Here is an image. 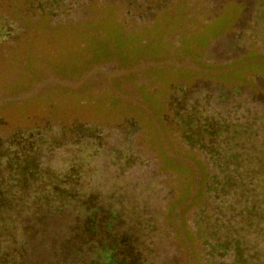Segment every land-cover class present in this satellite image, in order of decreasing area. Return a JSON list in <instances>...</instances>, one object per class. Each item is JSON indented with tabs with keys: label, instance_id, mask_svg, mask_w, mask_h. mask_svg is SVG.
Segmentation results:
<instances>
[{
	"label": "rangeland",
	"instance_id": "374dc122",
	"mask_svg": "<svg viewBox=\"0 0 264 264\" xmlns=\"http://www.w3.org/2000/svg\"><path fill=\"white\" fill-rule=\"evenodd\" d=\"M145 5L97 0L50 17L34 0H0V137L35 126L45 141L20 160L35 170L23 189L17 180L21 205L3 222L9 248L29 247L25 264H53L52 251L85 215L73 198L88 197L123 219L124 233L140 230L144 242L150 232L146 264H264V0H152L148 28L119 36L123 20L142 26ZM146 53L153 57H140ZM177 113L226 121L240 144L213 146L254 159L236 190L242 213H233L219 254L209 248L219 238L208 240L205 230L219 214L220 193L206 183L217 162L187 142ZM77 125L104 143L64 138ZM69 166L78 170L67 185L73 197L36 203Z\"/></svg>",
	"mask_w": 264,
	"mask_h": 264
},
{
	"label": "trees",
	"instance_id": "16d2710c",
	"mask_svg": "<svg viewBox=\"0 0 264 264\" xmlns=\"http://www.w3.org/2000/svg\"><path fill=\"white\" fill-rule=\"evenodd\" d=\"M86 1L87 0H34L36 4L35 8L42 13V15L50 17L67 16L68 10L75 6V8H77V6L86 9L94 8L97 2V0H89L88 3H86ZM141 3L147 4L143 10L145 16L141 20H145L142 22V26L140 28H135L133 23H130L129 26L125 27L124 25L126 24L123 20L121 24L115 26L117 31L120 30V34H123L119 36L129 37L140 30L147 29L150 22L146 19H153L157 15V12L149 7L152 0H141ZM121 6L122 3L118 5L119 8H122ZM126 6L128 9L133 7L134 10L131 12L138 17L139 11L134 5L127 4ZM157 10L160 11L162 9ZM131 12H128L130 16ZM135 46H137V44ZM117 53H119V50L115 51L114 55L116 56ZM149 54L150 53H146L140 57H153L148 56ZM128 58H131V56ZM177 117L180 127L186 131L183 137L187 142L201 147L204 149L205 158L209 161L217 162L218 172L213 171L211 174L208 173L206 176V183L209 184V189L212 192L215 194L220 193L218 196L219 203L216 209V213L219 214L210 216L207 218V221L205 220V230L210 232L211 237L208 238V240L213 241L215 237L221 239V241L219 239L217 241L214 240L216 246L209 244L210 251L212 253H218V250L223 249L224 243H228V239L230 238L228 228L234 225L235 215L233 213H242V211L239 210L240 208L236 206L238 204L236 190L238 186H244L248 173L252 172L254 159L251 154L244 149L236 153H228L226 149L220 150L218 145L215 147L213 146L215 141L220 140L218 144L221 145V143L226 142L227 139H229L228 142H232L234 145L240 144L237 140V136L234 137L229 134V125L226 121H216L203 115L200 116V118L191 119L186 115H178L177 113ZM63 136L64 138L67 137L72 140L76 139V142H80L81 139L84 141L86 140L90 142L93 147L104 143V139L100 134H97L94 130H88L81 125L68 127L63 133ZM44 142V135L40 131V128L35 126L27 130H15L4 138L0 137V232L3 237V240L0 241V264H25L29 262V247L26 244L22 243V245L18 247L9 248L7 244V242H9V235L5 234L4 229L6 228V224L3 222L9 219L8 215L10 213L8 212L16 211L21 205V202L16 198L17 180L21 179L18 183H22V186L18 185V187L21 186V189H23L25 187L24 176H32L30 169H32V171L35 170V164H33V166L27 164V167H20V160H26L28 156L34 157L32 146H38ZM29 167L30 169H28ZM218 173L220 175L222 174L221 178ZM77 176L78 170L74 168V166L67 167L60 175L59 180L50 181L49 189L41 191L40 197L35 200L36 203L40 200L48 203L50 199H53L54 202H64L68 194L70 197H73L67 185L69 181L74 183ZM73 199V202L77 206L84 208L85 215L79 221V231L70 234L67 239H64L61 244L62 247L60 245L61 248L52 251L51 256L54 259L53 264L147 263L148 255L152 252L149 242L150 232L147 233L146 230L148 241L140 242V237L143 236L141 231L137 230L136 233L132 232L131 234L124 233L119 226L123 219L108 217L105 214L106 212L101 209L100 201H97L96 198ZM44 216L45 215H40L41 218H44ZM117 222H119V224H117ZM10 237L11 239L13 238L12 236ZM138 242H140V252L143 257L139 263L134 260L137 246H139L137 244ZM229 250L230 249H224L222 255L228 253ZM45 263L47 264V261H45Z\"/></svg>",
	"mask_w": 264,
	"mask_h": 264
}]
</instances>
